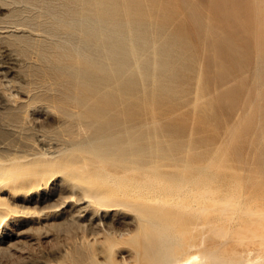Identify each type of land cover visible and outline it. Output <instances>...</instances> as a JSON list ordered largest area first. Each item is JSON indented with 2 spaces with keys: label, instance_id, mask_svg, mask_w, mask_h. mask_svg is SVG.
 <instances>
[{
  "label": "rangeland",
  "instance_id": "374dc122",
  "mask_svg": "<svg viewBox=\"0 0 264 264\" xmlns=\"http://www.w3.org/2000/svg\"><path fill=\"white\" fill-rule=\"evenodd\" d=\"M73 169L185 213L209 245L206 221L227 230L248 205L264 226V0H0V264L104 261L108 236L135 232Z\"/></svg>",
  "mask_w": 264,
  "mask_h": 264
},
{
  "label": "bare ground",
  "instance_id": "6f19581e",
  "mask_svg": "<svg viewBox=\"0 0 264 264\" xmlns=\"http://www.w3.org/2000/svg\"><path fill=\"white\" fill-rule=\"evenodd\" d=\"M62 172L72 176L73 187L75 189H80L86 197L85 200L95 205L98 210H115L121 208L132 212L136 218L135 232L129 238L123 239L122 237L118 238L114 235L108 236L110 242L109 247L107 248L106 259L104 261L98 260L94 253H89L91 264H120L115 261L114 254L120 243L123 241L131 244L132 248H134L138 264H264V226L261 225V222L259 224L260 220H258L259 216H257L259 208L257 206L248 205L245 210L243 209V214L249 217V219L244 218L247 219L246 221H244V219L242 220L240 216L237 221H235V215H232V217L230 216L231 218L229 219V222L231 225L227 230L225 227L220 226L221 224L218 225V223H216L217 220L208 219L205 224L211 223L212 230L222 238L221 240L219 239L220 242L209 245L207 244L205 236H202L201 239L197 241L193 232L188 231L189 229H185V223H192L191 221L193 219L189 221V218L182 217L183 213L176 214L168 212L163 207L153 208L143 202L127 197L124 193H115L112 190L104 188L105 186L103 187L101 182L92 180L87 172H82L76 169L70 171L63 170ZM108 177L112 182H116L117 180L111 175H108ZM2 180H5L4 177ZM190 185L192 186L193 184ZM155 186L157 185L155 184ZM155 186L153 185L154 188ZM188 186L187 188L189 189L190 186ZM203 198H205L204 195ZM228 198L230 199L231 197L228 196ZM236 200L237 199H235V201ZM231 204V201H226L223 205L224 207H222V211L227 213L226 210L230 208ZM233 206L234 204H232V207ZM228 213H230V211H228ZM201 215H199V217L197 216V221L202 219ZM261 215H264V213L262 212ZM221 221L224 223V219ZM201 222L198 221L200 225ZM232 225H234V228H232ZM202 227L206 228L207 226L203 225ZM231 229L235 230V235H232L233 237L230 235ZM232 238L237 240L239 245H245L247 242L249 243V241L258 240L262 246L259 248L256 247V249L247 248L246 246V248H242L241 251L233 250L232 253H230L226 249V244L229 242V239L231 240ZM141 258L143 259V263H140L139 261Z\"/></svg>",
  "mask_w": 264,
  "mask_h": 264
}]
</instances>
